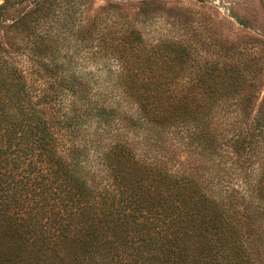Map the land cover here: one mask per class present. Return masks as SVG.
Returning <instances> with one entry per match:
<instances>
[{
    "label": "trees",
    "instance_id": "obj_1",
    "mask_svg": "<svg viewBox=\"0 0 264 264\" xmlns=\"http://www.w3.org/2000/svg\"><path fill=\"white\" fill-rule=\"evenodd\" d=\"M117 6L0 4V264H264L261 74Z\"/></svg>",
    "mask_w": 264,
    "mask_h": 264
},
{
    "label": "rangeland",
    "instance_id": "obj_2",
    "mask_svg": "<svg viewBox=\"0 0 264 264\" xmlns=\"http://www.w3.org/2000/svg\"><path fill=\"white\" fill-rule=\"evenodd\" d=\"M110 3L118 5L112 10L115 15L147 26L148 38L192 37L200 43L208 41L205 45L211 52L248 56L261 74L256 84L264 91V0H89L94 8ZM50 6L47 3L43 8ZM34 7L32 3L17 4L9 21ZM9 35L13 33L0 28L1 40L9 41ZM20 35L27 38L24 32Z\"/></svg>",
    "mask_w": 264,
    "mask_h": 264
}]
</instances>
